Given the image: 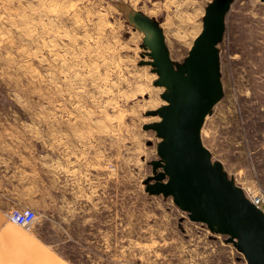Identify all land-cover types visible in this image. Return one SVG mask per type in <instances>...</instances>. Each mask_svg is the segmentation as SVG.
<instances>
[{
	"label": "rangeland",
	"instance_id": "rangeland-1",
	"mask_svg": "<svg viewBox=\"0 0 264 264\" xmlns=\"http://www.w3.org/2000/svg\"><path fill=\"white\" fill-rule=\"evenodd\" d=\"M226 5L221 96L198 139L264 216L263 2L0 0V192L12 188L14 207L36 211L23 228L69 263L247 264L238 235L150 190L167 180L157 152L164 139L150 125L162 120L169 89L121 10L151 20L184 73L194 41L216 35Z\"/></svg>",
	"mask_w": 264,
	"mask_h": 264
},
{
	"label": "water",
	"instance_id": "water-1",
	"mask_svg": "<svg viewBox=\"0 0 264 264\" xmlns=\"http://www.w3.org/2000/svg\"><path fill=\"white\" fill-rule=\"evenodd\" d=\"M227 8L228 5L217 15L216 35L194 41L184 73L174 69L162 34L151 20L127 6L121 10L145 35L160 74L159 81L169 89L162 95L168 104L158 109L162 120L150 125L164 139L158 144L157 152L166 160L167 180H156L150 190L171 194L176 205L191 212L192 219L214 222L217 232L238 235L237 249L245 255L247 264H264V216L224 176L217 162L214 168L210 165L198 139L206 113L221 96L215 69L216 45ZM211 13L209 10L206 16L211 17ZM163 174L159 173L157 178Z\"/></svg>",
	"mask_w": 264,
	"mask_h": 264
},
{
	"label": "crops",
	"instance_id": "crops-1",
	"mask_svg": "<svg viewBox=\"0 0 264 264\" xmlns=\"http://www.w3.org/2000/svg\"><path fill=\"white\" fill-rule=\"evenodd\" d=\"M18 202L12 188L0 192V264H71L34 233L6 218Z\"/></svg>",
	"mask_w": 264,
	"mask_h": 264
},
{
	"label": "built area",
	"instance_id": "built-area-1",
	"mask_svg": "<svg viewBox=\"0 0 264 264\" xmlns=\"http://www.w3.org/2000/svg\"><path fill=\"white\" fill-rule=\"evenodd\" d=\"M252 204L258 207L259 198L258 197H251L247 198ZM6 218L21 227H28L32 225L36 218L37 213L34 209L28 206L24 207H12L5 213Z\"/></svg>",
	"mask_w": 264,
	"mask_h": 264
},
{
	"label": "bare ground",
	"instance_id": "bare-ground-1",
	"mask_svg": "<svg viewBox=\"0 0 264 264\" xmlns=\"http://www.w3.org/2000/svg\"><path fill=\"white\" fill-rule=\"evenodd\" d=\"M164 44H165V43H164ZM166 104H168V102H167Z\"/></svg>",
	"mask_w": 264,
	"mask_h": 264
}]
</instances>
